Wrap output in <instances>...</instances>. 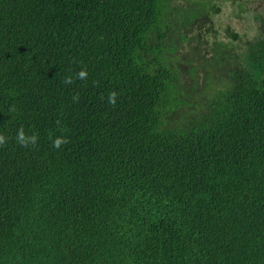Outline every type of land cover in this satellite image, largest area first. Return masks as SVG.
<instances>
[{
    "label": "trees",
    "instance_id": "1",
    "mask_svg": "<svg viewBox=\"0 0 264 264\" xmlns=\"http://www.w3.org/2000/svg\"><path fill=\"white\" fill-rule=\"evenodd\" d=\"M0 133V264H264V0H0Z\"/></svg>",
    "mask_w": 264,
    "mask_h": 264
},
{
    "label": "rangeland",
    "instance_id": "2",
    "mask_svg": "<svg viewBox=\"0 0 264 264\" xmlns=\"http://www.w3.org/2000/svg\"><path fill=\"white\" fill-rule=\"evenodd\" d=\"M226 11L220 15L218 13L217 17L211 23V36L213 37V33L219 37L221 36V26L226 21ZM217 22V24L213 23ZM236 29L240 33H244L249 35L251 30L249 28V24L246 21L238 22L235 24ZM210 36L204 35L201 39H194V48H193V56L192 61L185 66V61L182 59L179 65H177L180 69L181 74L185 78H189V73L193 76L200 75L201 73H206V79L209 82V88L214 87L215 85V74L216 72V64L218 61V57L221 56V53L216 51L214 48L215 44H213V39ZM187 42H193V34L190 32L186 35ZM214 38V37H213ZM228 46V45H227ZM228 52H233L232 48L228 46ZM211 58V59H210ZM209 59V60H206ZM189 72V73H188Z\"/></svg>",
    "mask_w": 264,
    "mask_h": 264
},
{
    "label": "clouds",
    "instance_id": "3",
    "mask_svg": "<svg viewBox=\"0 0 264 264\" xmlns=\"http://www.w3.org/2000/svg\"><path fill=\"white\" fill-rule=\"evenodd\" d=\"M192 56H193V53L190 54L187 60H184L186 67L190 63V61H192ZM206 60H209V59H206ZM175 69L177 71L179 78L181 79L183 83L185 81H190L193 79L197 81V86H203L209 83L206 79L205 72L201 73L200 75H195V76H193L191 73L188 72L189 78L187 79L183 77L178 66ZM87 75H88L87 70L81 69L78 73L75 74V79L86 80ZM73 82H74V77L72 75L66 76L63 80V83L66 85H70ZM117 96H118V93L116 91L113 90L109 92L107 96V103L112 106H115L117 103ZM102 99H103V96H102ZM78 100H79V94L76 93L73 95V102H78ZM15 111H16V108L14 105L10 106L8 109V112L10 114ZM49 139L52 142V146L56 149H60L63 145H66L68 143V138L66 136H55V137L50 136ZM15 140H16V143L21 147H24V148L35 147L38 142V134L35 132L29 134L28 132L25 131V128L21 125L16 131ZM7 142H8V138L4 134L0 133V146L6 145Z\"/></svg>",
    "mask_w": 264,
    "mask_h": 264
}]
</instances>
